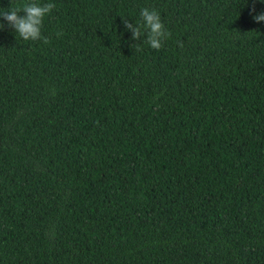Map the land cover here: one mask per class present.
Instances as JSON below:
<instances>
[{"label":"trees","instance_id":"trees-1","mask_svg":"<svg viewBox=\"0 0 264 264\" xmlns=\"http://www.w3.org/2000/svg\"><path fill=\"white\" fill-rule=\"evenodd\" d=\"M35 2L40 40L0 20V264H264L252 0ZM145 7L159 51L123 25Z\"/></svg>","mask_w":264,"mask_h":264},{"label":"clouds","instance_id":"clouds-1","mask_svg":"<svg viewBox=\"0 0 264 264\" xmlns=\"http://www.w3.org/2000/svg\"><path fill=\"white\" fill-rule=\"evenodd\" d=\"M247 2V0H246ZM257 0H252L250 15L255 23L264 22V11L256 13L255 4ZM264 3V0H259ZM55 5L53 3L39 4L35 0H26V2L8 8L7 11L0 13V20L6 22L7 26L13 29L16 34L24 41H37L41 39V27L43 19L50 14ZM23 13V15H21ZM140 22L133 24L129 20L123 19V25L126 31L132 33V41H140L142 35L145 36L143 43L149 45L152 49L159 51L162 43L170 35L164 28L159 13L148 7L140 11ZM4 23H0V29H3ZM62 33H57V36ZM47 43V39L44 40ZM132 48L140 51L139 44H132Z\"/></svg>","mask_w":264,"mask_h":264}]
</instances>
